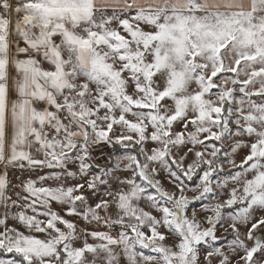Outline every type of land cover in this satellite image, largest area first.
<instances>
[{
  "label": "snow or ice",
  "instance_id": "obj_1",
  "mask_svg": "<svg viewBox=\"0 0 264 264\" xmlns=\"http://www.w3.org/2000/svg\"><path fill=\"white\" fill-rule=\"evenodd\" d=\"M0 264H264V0H0Z\"/></svg>",
  "mask_w": 264,
  "mask_h": 264
},
{
  "label": "rangeland",
  "instance_id": "obj_2",
  "mask_svg": "<svg viewBox=\"0 0 264 264\" xmlns=\"http://www.w3.org/2000/svg\"><path fill=\"white\" fill-rule=\"evenodd\" d=\"M97 155H99V153H97ZM17 175H18V173H17Z\"/></svg>",
  "mask_w": 264,
  "mask_h": 264
}]
</instances>
